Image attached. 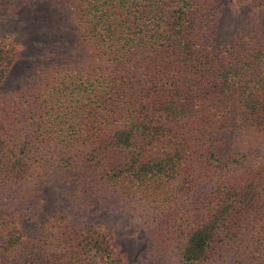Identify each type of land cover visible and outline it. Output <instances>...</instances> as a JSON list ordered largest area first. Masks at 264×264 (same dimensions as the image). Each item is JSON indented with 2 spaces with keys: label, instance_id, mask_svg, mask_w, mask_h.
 Wrapping results in <instances>:
<instances>
[{
  "label": "trees",
  "instance_id": "16d2710c",
  "mask_svg": "<svg viewBox=\"0 0 264 264\" xmlns=\"http://www.w3.org/2000/svg\"><path fill=\"white\" fill-rule=\"evenodd\" d=\"M79 1L94 65L53 73L34 102L44 110L29 125L37 136L12 137L0 124V264H66L70 251L69 264L115 263L105 230H77L60 212L36 224L34 239L27 235L14 191L38 184L52 161L91 163L100 182L158 209L176 202L175 214L193 217L184 264L207 263L215 244L228 253L254 246L245 238L250 227L264 250V153L250 143L224 155L219 133L264 136V46L220 60L198 39L193 0ZM239 1L264 9V0ZM24 48L0 39V87ZM58 147L63 153L51 157ZM116 151L126 158L113 169Z\"/></svg>",
  "mask_w": 264,
  "mask_h": 264
},
{
  "label": "rangeland",
  "instance_id": "374dc122",
  "mask_svg": "<svg viewBox=\"0 0 264 264\" xmlns=\"http://www.w3.org/2000/svg\"><path fill=\"white\" fill-rule=\"evenodd\" d=\"M193 2L198 39L220 60L241 46H264V9L239 0ZM87 26L79 0H0V39L11 36L25 47L0 87V124L12 130L9 136L15 137L21 130L34 134L29 125L44 115L34 102L44 89L49 90L55 71L94 65ZM219 133L224 155L232 149H248L250 143L264 153V136L251 137L239 129ZM48 152L51 157L63 153L59 147ZM125 158L121 151L113 152L111 167L117 169ZM39 173L38 184H23L14 191L15 200L19 198L17 207L27 215L22 221L30 238H35V226L42 218L60 212L77 230L84 225L105 230L115 246L114 264H184L182 252L189 232L186 223L193 217L175 214L180 212L176 202L158 209L136 191L100 182V172L85 161L69 168L52 161ZM253 233L250 227L245 238L255 240L254 246L228 253L215 244L205 264H264V250L256 248L261 237L251 238ZM67 254L63 260L69 264L73 253Z\"/></svg>",
  "mask_w": 264,
  "mask_h": 264
}]
</instances>
